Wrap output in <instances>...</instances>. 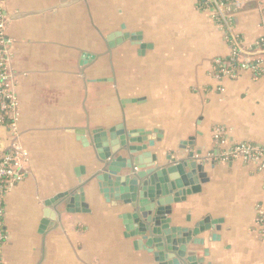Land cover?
I'll return each mask as SVG.
<instances>
[{"label": "crops", "instance_id": "crops-1", "mask_svg": "<svg viewBox=\"0 0 264 264\" xmlns=\"http://www.w3.org/2000/svg\"><path fill=\"white\" fill-rule=\"evenodd\" d=\"M238 1L235 30L251 48L264 39V0ZM1 7L25 153L22 177L4 196L2 264H158L134 249L138 237L125 236L121 219L132 208L99 180L110 160L141 154H129L136 144L128 141L113 152L109 130L118 125L142 133L153 170L190 153L204 161L200 191L171 205L170 226L180 232L216 222L186 244L187 255L200 264H264L256 223L264 170L228 155L236 144L264 147V68L218 75L215 62L231 49L202 0H2ZM112 34L121 38L110 47ZM7 124L0 120V154L10 146ZM81 193L86 212L68 207ZM45 210L53 218L41 229Z\"/></svg>", "mask_w": 264, "mask_h": 264}, {"label": "water", "instance_id": "water-1", "mask_svg": "<svg viewBox=\"0 0 264 264\" xmlns=\"http://www.w3.org/2000/svg\"><path fill=\"white\" fill-rule=\"evenodd\" d=\"M115 38H118L116 43H119L121 38L119 34H112L107 38L110 47L115 45ZM97 133L102 132L95 134ZM109 133L114 153L126 148L127 141L129 144H136L127 148L129 154L141 153L133 157L131 163L121 157L110 160L99 176L101 186L114 190L118 199L133 210L132 214H125L121 219L126 231L125 236L138 237V240L133 242L134 249L147 250L158 264H200L195 257L187 255L186 244L197 234L209 230L216 222L205 218L192 230L184 232L170 225L173 214L171 205L183 202L186 196L198 193L200 185L206 182V176L202 172L204 161L196 163L193 153H190L179 163L162 170H153L152 163L155 162V157L143 152L146 145L143 144L145 140L138 137V134H142L140 131L125 134L122 125H118L110 129ZM95 143L100 149L98 140ZM109 157L108 153L100 154L103 161ZM122 170H127V174L121 176ZM52 202H46L45 206L49 207ZM68 207L86 212L87 206L82 193L71 198ZM43 216L41 229H44L49 223L48 220L53 218L49 210H45Z\"/></svg>", "mask_w": 264, "mask_h": 264}, {"label": "built area", "instance_id": "built-area-1", "mask_svg": "<svg viewBox=\"0 0 264 264\" xmlns=\"http://www.w3.org/2000/svg\"><path fill=\"white\" fill-rule=\"evenodd\" d=\"M205 8L212 11L213 17L221 27L225 39L231 49L228 60L215 62L218 75L236 78L237 73L243 70L259 72L264 68V39L259 40L253 47L243 45L235 30L233 8L238 6V0H202ZM0 0V120H8L7 128L10 135V146L0 154V244L5 240L3 230L4 196L14 183L22 177V167L25 153L19 142V133L16 126L17 103L13 93V80L10 74L11 41L6 35V17L2 11ZM222 130L214 131L215 138H219ZM232 158H241L244 162L256 164L264 170V147L252 143L236 144L229 151ZM264 237V215L256 218ZM0 264L2 260L0 258Z\"/></svg>", "mask_w": 264, "mask_h": 264}, {"label": "trees", "instance_id": "trees-1", "mask_svg": "<svg viewBox=\"0 0 264 264\" xmlns=\"http://www.w3.org/2000/svg\"><path fill=\"white\" fill-rule=\"evenodd\" d=\"M5 119V118H4Z\"/></svg>", "mask_w": 264, "mask_h": 264}]
</instances>
